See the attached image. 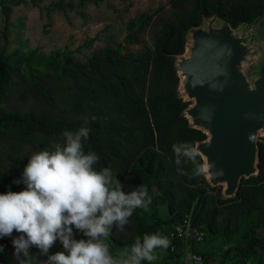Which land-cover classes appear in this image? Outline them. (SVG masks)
<instances>
[{"label": "trees", "instance_id": "obj_1", "mask_svg": "<svg viewBox=\"0 0 264 264\" xmlns=\"http://www.w3.org/2000/svg\"><path fill=\"white\" fill-rule=\"evenodd\" d=\"M42 0H0L3 25L0 30V138L11 141L10 151L22 152L33 146L36 152L54 150L64 143V132L90 129L84 151L99 157L97 170L110 168L125 191L147 189L152 204L166 205L165 219L152 214L146 222L144 208H137L123 230L111 228L115 246L143 240L162 227L173 226L185 214L191 221L221 244L235 240L225 255L235 251L243 260L264 255V137L258 141L259 172L242 179L236 194L224 198L220 188L211 186L202 172V160L195 144L206 138L192 127L184 115L188 102L178 93L179 77L175 56L185 48V35L199 26L204 17L217 15L236 28L264 18V0H170V14L160 21L159 29L141 51L121 53V45L94 51L81 62L66 52L53 51L44 56L38 50L7 53L9 28L21 29V18L10 22L11 5L29 2L37 6ZM102 0H56L48 10L71 11L85 17L87 3ZM154 23V14L141 12L126 23L128 44L141 43V36ZM264 23V22H263ZM19 36L21 33L19 32ZM95 38L86 40L77 51L89 48ZM180 148V152H176ZM195 152L194 157L186 155ZM30 157H17L11 167L0 166V193L21 191V180ZM179 161V162H177ZM73 228L74 238L79 239ZM80 232V231H79ZM81 233V232H80ZM0 237V264L14 255L13 238ZM167 250L177 264H184L182 242L171 238ZM81 237H86L81 233ZM173 248V249H172ZM57 239L49 254L63 251ZM209 264L211 252L193 248ZM24 264H47V256L32 246ZM141 264H150L142 260Z\"/></svg>", "mask_w": 264, "mask_h": 264}, {"label": "clouds", "instance_id": "obj_2", "mask_svg": "<svg viewBox=\"0 0 264 264\" xmlns=\"http://www.w3.org/2000/svg\"><path fill=\"white\" fill-rule=\"evenodd\" d=\"M89 132L85 126L65 131L62 145L30 156L21 180L14 181L23 182V190L0 193V237L20 233L12 240L19 264L32 246L47 256V264H141L154 259L156 248L169 246L166 237L145 234L128 257L117 260L110 254L102 238L110 236L113 225L123 230L134 211L146 208L150 199L147 189L125 191L110 168L94 167L99 157L86 153L82 142ZM186 155L194 157L195 152ZM73 228L86 239L74 238ZM57 239L64 250L49 254Z\"/></svg>", "mask_w": 264, "mask_h": 264}, {"label": "rangeland", "instance_id": "obj_3", "mask_svg": "<svg viewBox=\"0 0 264 264\" xmlns=\"http://www.w3.org/2000/svg\"><path fill=\"white\" fill-rule=\"evenodd\" d=\"M56 0H42L37 6H32L29 2L11 5L10 22H15L21 18L23 25L20 30L17 26L9 28V45L7 53L20 48L21 43H26L22 52L27 50H38L44 56L50 52L58 51L61 57L66 52H72V56L84 62L94 51L104 48H116L121 45V53L136 52L143 50L149 43L152 35L159 29L160 21L167 18L170 14V0H102L97 6L87 3L84 9L85 17L71 11L59 12L48 10L49 6ZM76 2V0H68ZM1 10V9H0ZM145 12L154 14V23L141 36V43L128 44L125 42L127 35L126 23L136 14ZM3 15L0 11V30L3 25ZM249 29V25H246ZM258 34L261 44L264 46V23H261ZM19 32L21 35L19 36ZM95 38V41L89 48L77 51V47L86 40ZM264 63V58L257 64V71ZM179 93V91H178ZM180 95V93H179ZM264 137L263 133L260 134ZM11 141L0 138V166L11 167L17 157H30L36 152L33 146H22V152L18 154L11 153ZM219 187V186H216ZM222 186L220 191L222 194ZM223 196V195H222ZM150 199L149 197H147ZM152 214L156 217L165 219L168 217L166 205H155L150 203L143 210V216L146 222H152ZM170 227H162L156 233L161 237L168 238ZM20 233L17 234V236ZM258 236L264 238V227L258 229ZM77 236L81 239V233L77 231ZM109 247V252L113 258L120 260L131 254V246H115L110 237L102 238ZM235 240L221 244L219 241L207 238L201 245V249L211 252L209 264H264V255L252 257L243 260L235 251L225 255V250L232 246ZM154 259L150 264H177L175 257L171 256L167 248H156L153 251ZM6 264H19L17 258L13 255L10 262Z\"/></svg>", "mask_w": 264, "mask_h": 264}, {"label": "water", "instance_id": "obj_4", "mask_svg": "<svg viewBox=\"0 0 264 264\" xmlns=\"http://www.w3.org/2000/svg\"><path fill=\"white\" fill-rule=\"evenodd\" d=\"M211 17L218 16L214 14ZM205 18L209 17H204L203 20ZM222 21L223 27L219 32L211 33L210 41L200 29L195 31L194 37L198 43H204V47L195 48V56L185 62V68L190 73L187 88L198 101L191 114L200 128L189 124L200 129L205 135L207 133L202 128L212 135L203 150L210 163L211 180L214 183L208 180L203 168L202 172L211 186L220 187V181L225 180L229 188L234 187L233 193H222L224 198H228L236 194L242 179L255 176L259 172L258 141L262 135L258 134V130H264V110L260 109L264 102V63L258 72L257 90L252 94L240 92L241 76L236 72L234 65L237 48L243 49L245 46H242L241 42L251 35L258 34L257 28L264 22V18H259L253 24H240L239 26L250 27L246 32L247 38L237 39L232 34L239 26L233 28L226 21ZM232 42L236 44L234 47L231 46ZM183 100L190 105V99ZM185 117L187 118L186 115ZM196 144L194 149L203 162Z\"/></svg>", "mask_w": 264, "mask_h": 264}, {"label": "bare ground", "instance_id": "obj_5", "mask_svg": "<svg viewBox=\"0 0 264 264\" xmlns=\"http://www.w3.org/2000/svg\"><path fill=\"white\" fill-rule=\"evenodd\" d=\"M223 27V21L221 19L209 17L205 18L202 22V24L196 28L191 29L189 32L185 35V48L182 54H179L175 57V66L176 71L179 77L178 82V91L180 93V96L183 99H190L191 103L187 108L185 109L184 113L188 118V121L191 125L197 126L200 128L199 125L195 123V120L191 114V110L193 107L197 104V98L190 93L189 89L187 88V84L189 82L190 73L185 68V62L191 58H194L195 56V48L197 47H204V43L200 42L194 37V33L196 30L200 29L202 32L205 33L206 39L208 41L212 40L210 38L211 33H217L221 30ZM247 28L244 25H241L237 27L234 32L233 36L234 38H247L246 35ZM236 44L232 42V47H234ZM242 46H245L243 49L237 48V59L235 62V70L237 73L241 76V90L240 92L243 93V91L252 94L257 90L256 83L259 80V75L257 71V64L260 60L264 58V46L261 44L259 36L256 38L255 35H251V37H248L244 42H241ZM260 109L264 110V102L260 106ZM207 133L206 138L204 141L199 142L196 144L198 152L203 157L202 162V168L203 172L205 173L208 180H211V173H210V163L207 160V157L204 153V146L207 142H209L212 139V135L204 128ZM263 129L260 128L258 130V134H262ZM211 182L214 183L213 180ZM222 186V193L224 195H229L233 193L234 187L229 188L228 183L223 180L220 181Z\"/></svg>", "mask_w": 264, "mask_h": 264}, {"label": "built area", "instance_id": "obj_6", "mask_svg": "<svg viewBox=\"0 0 264 264\" xmlns=\"http://www.w3.org/2000/svg\"><path fill=\"white\" fill-rule=\"evenodd\" d=\"M191 213L185 214L173 224L170 237L182 242L184 264H202L203 256L193 248H200L206 240V232L191 221ZM173 249V248H172Z\"/></svg>", "mask_w": 264, "mask_h": 264}]
</instances>
